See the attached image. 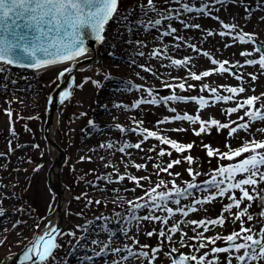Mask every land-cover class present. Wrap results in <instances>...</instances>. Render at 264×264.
Listing matches in <instances>:
<instances>
[{
	"label": "rangeland",
	"instance_id": "obj_1",
	"mask_svg": "<svg viewBox=\"0 0 264 264\" xmlns=\"http://www.w3.org/2000/svg\"><path fill=\"white\" fill-rule=\"evenodd\" d=\"M183 3H189L191 6H197L201 0H182ZM203 3H209L210 0H202ZM261 0H246L244 7H239L234 3V0H226L223 6L213 4L211 8L210 18L201 17L195 14L181 13L180 19H175L176 12H171L173 21L162 22V26L158 29H139L140 24L131 31L125 24L110 23L105 33L106 42L98 48V58L100 61L94 68H88L86 71L78 70L74 73L73 86L70 91L73 93L72 97L60 105L57 110V130L56 139L59 147L65 154V165L61 174L62 182L68 187L70 192L69 204L65 213V223L62 228L64 232L76 231L77 225H83L88 220H95L96 217L103 213L105 216L111 217L114 212H123L127 208L124 201L117 200L116 194L113 189L119 188L120 196L126 200H133L142 195L145 191L154 187L160 180H164L168 187L159 189L158 191H167L171 189V183L175 182L177 187H186L187 183H197L201 188L207 189V181L213 178V175L218 172L219 167L228 166L233 163H238L249 154H242L241 157L235 158L233 161L220 160L219 155L208 157L206 149L203 145L210 146L214 151L227 152L229 149L226 145H230L232 150L242 146V140L236 138H227V130L217 132L213 130L210 135H202L196 137L193 134L194 128L198 130V125L191 126L187 122H173L166 125H158L157 121L163 119L165 113L168 112V107H175L176 113H169L172 115L200 114L201 118L205 121L215 118L220 122H229L238 120L239 116L243 115V110L237 114H232L230 117L223 114L226 107L235 106L234 101L225 104L223 101L212 103L214 97L207 91L201 92L200 88L203 84H209L210 87H217L218 94L230 95L223 91L221 86H245L246 92L240 94L237 98H247L252 95L261 96L264 94V74L261 73L258 66H246V58L239 55L241 50L252 51L253 57L258 58V53L254 51L257 44L264 42V9L256 8ZM146 3V0H120L119 10L121 12L140 11V5ZM154 3L160 8L161 12L165 9H178L180 5L175 3V0H154ZM254 7V13L245 18V8L249 6ZM153 19L160 18L154 13L150 14ZM140 18L143 16L139 14ZM214 16H219V22L214 23ZM143 20L145 24L149 21V16ZM139 18V19H140ZM209 19V20H207ZM181 20H187L189 23H201L200 29H184ZM133 22L138 21L135 16L132 18ZM235 23L242 31L253 34L255 40L251 45H239L238 41H233L231 37H226L227 43L231 47H225V43L218 35L207 37L208 30L218 33L220 22ZM168 24L178 29V34L186 38V42L198 46L202 51H209L213 58L223 61L229 60L231 63L239 62L243 67L237 66L234 70L235 75L228 73L219 74L215 71V75L203 78L202 81H192L189 77L192 72L200 74L204 70H211L208 65V60L203 59V65L200 71L195 68L184 66L182 68H173L171 64L166 65L165 70L159 67V59L152 58L149 54L153 50L164 48L162 40L155 38L158 32L165 30ZM119 33V35H116ZM138 34V35H137ZM155 36V38H154ZM175 40L174 37H170ZM131 41H141L143 46H138ZM151 42V43H150ZM176 42V41H175ZM138 51H143L144 56H139ZM167 54L173 55L174 52L169 50ZM249 57V58H253ZM140 65L152 68V74L149 78L142 79ZM227 67V65H226ZM155 73V74H153ZM111 74H116L118 78L116 81H110ZM139 74V75H138ZM58 72L36 74L26 70L7 69L5 72L0 73V153H9V142L15 151L0 158V210H3L7 215L0 217V241H6L0 246V264L7 259L21 253L26 246L34 239L37 228L42 220L49 212V205L52 206V194L48 184V170L53 157L48 142L45 140L44 132L47 123V103L48 97L56 90L57 85H60L61 79L56 80ZM240 76L242 79L238 81L235 76ZM251 75L258 77L256 82H251ZM91 78V80H98L100 87L94 86L91 82L86 84L83 89L76 86L79 85L84 78ZM109 77V79H106ZM175 77L184 79H173ZM154 78V79H153ZM15 81V83H12ZM161 81V82H159ZM154 82V84H153ZM178 84L181 82L194 85L190 90L180 92L179 89L164 88V83ZM145 84L148 89L151 88L153 92L159 97H165L171 94H179L181 96H203L211 101L209 106L200 110L194 102L166 104L163 106H150L142 105L140 108L132 109L130 106L137 100L146 98V93L136 84ZM160 84L161 86H158ZM135 85L136 87H132ZM115 86L120 89H115ZM144 86V85H142ZM141 89V90H137ZM106 98L108 105L99 106V100ZM22 101V102H21ZM262 102H258L256 107H260ZM116 105H125L127 108H119ZM5 110L13 112V120L15 121L13 127L17 135L13 137L10 132L8 117L5 115ZM86 113L81 117L80 113ZM22 117V118H21ZM30 117H38L37 119H30ZM92 120L95 127L90 128L88 121ZM142 120L143 123L137 127V122ZM245 120L247 118L245 117ZM119 124L126 131L121 133L116 129ZM233 127L235 125H232ZM184 127L186 131L171 132L168 129ZM255 127H264V123L255 124ZM137 129V133L142 130L156 131L162 137L175 140L183 145L192 143L194 147L183 154H178L172 150L168 145H159L156 152L146 153L144 151L132 148L131 155L127 153L121 154L117 149L123 143H136L138 142V135L134 134L131 130ZM104 131V135H102ZM240 137H245L243 131L239 132ZM257 140H264V134L256 133L254 137ZM113 144L114 148L108 150L107 148H100L99 145ZM39 145V149H34L31 145ZM158 145L154 138H150L147 142L142 144V148L147 149ZM164 148L166 152L171 151V157L165 156L158 158L157 153L160 148ZM87 149V150H86ZM264 151V150H262ZM191 155L194 160L191 167L195 172L200 175L196 176L195 181L188 175L187 162L181 165H175L170 171L173 173H180V176H169L167 173L156 174V169L153 164L161 163L166 166L170 160L180 158L181 155ZM151 155L152 160H147V156ZM81 156H90L91 161H80ZM103 157L107 161L108 167L101 166L98 161ZM31 160V163L27 161ZM134 164H145L146 167L137 170L133 167ZM36 165H43L39 172H35ZM111 175L112 180L115 181L118 175H124L126 179L117 185L115 182L111 184L103 183L97 177H106ZM135 176L137 178L148 176L147 181L141 180L143 187H136L135 183L127 178ZM220 179L219 176L216 177ZM238 174L236 179H239ZM92 185L99 186L98 190ZM128 191H124V188ZM135 189V191H132ZM196 197H203L208 195V191L201 192L199 190H192ZM83 193H87L88 198L92 200H100V205H92L85 207L86 201L81 197ZM129 194V197L127 196ZM239 197L240 193L237 190L232 193ZM192 198L182 201L183 206L191 203ZM230 203L227 196L224 198L217 197L216 201L204 205L207 209L204 211L198 207V211L191 213L188 217L177 214L172 220L169 221V226L176 222H183L185 220H200V219H215L221 215L224 205ZM174 209L175 205H169ZM244 205H242L243 207ZM20 209L25 211L21 212ZM83 209V215L78 216ZM260 210L258 205H254L250 211L255 216ZM235 212L236 210L233 209ZM158 215L164 216L165 213L159 212ZM229 216L228 213H224ZM16 220H21L22 223L13 228L12 224ZM102 221H96V228L99 229ZM144 227L137 228L135 225L131 226V231L139 233V244H149L152 247L160 246L162 251L158 254L155 264H169L168 257L164 256V252L170 251L171 248H178L180 252L185 254H192L190 247H181L179 241L183 234L186 237H193L196 232L193 231L195 226L181 224V231L174 235L171 242H160L156 236L151 238L144 235L145 231H158L161 227L159 224L143 222ZM264 223V222H262ZM122 225L112 223L107 225L110 231L119 233ZM245 226H248L247 224ZM253 226L257 229L261 224L253 222ZM211 231L205 233V236L212 237L215 235H228L235 230H239L240 222L235 224L231 223V217L226 221L223 227L210 226ZM198 231H203V228ZM83 233L77 232V235ZM103 242H109L105 239L104 235L95 237ZM126 241L124 237L118 236L116 245L121 246ZM58 243L62 247L55 252L56 257L63 258L62 264H111L112 260H118L119 256H114L110 250H105L101 253L102 244L91 245L85 244L82 247H75V240L71 237H62L58 239ZM187 245H196L198 241L184 239ZM215 246H226L224 241H217ZM211 246H209L210 249ZM203 249L197 255L208 251ZM98 253H100L98 255ZM226 255V254H221ZM55 264H61L57 260ZM133 264H146V261H133ZM260 264V262H256Z\"/></svg>",
	"mask_w": 264,
	"mask_h": 264
},
{
	"label": "snow or ice",
	"instance_id": "obj_2",
	"mask_svg": "<svg viewBox=\"0 0 264 264\" xmlns=\"http://www.w3.org/2000/svg\"><path fill=\"white\" fill-rule=\"evenodd\" d=\"M226 0H210L209 3H201L197 6H191L189 3H183L182 0H175L177 5H180L178 9H165L161 12L160 8L154 3V0H146V3L140 5V13L143 16H149V21L145 24L143 19L136 22L132 21V18L136 15L133 12H121L119 10L120 0H0V73L7 70L8 66L19 67L21 69H33L41 70L46 68H52L53 71L58 72L56 80L66 78V73H72L73 68L68 66L70 63H79L81 58H88L89 49L86 47V40H93L97 44H103L106 42L105 33L107 26L112 23L125 24L128 26V30L136 26V23L144 26L146 30L158 29L162 26V22L173 21L174 17L171 12H176L175 19H180L181 13L195 14L201 17H208L211 15V8L213 4L223 6ZM234 3L239 7H244L246 0H234ZM256 8L264 9V0H261ZM155 14L160 18L153 19L150 14ZM254 13V7L249 6L245 8V18L251 16ZM213 19L219 20V16H214ZM264 20V17H260ZM182 27L184 29H200L201 25L198 23H189L187 20H181ZM220 28L222 29L218 33H214L211 30L206 32L207 37H213L218 35L225 43V47H231L232 45L227 43L225 38L231 37L233 41H238L239 45L248 46L251 45L255 36L253 34L242 31V28L238 27L235 23L220 22ZM119 35V33H116ZM163 37H174L177 43L174 47L179 48L180 42H186V38L178 34V29L171 24H168L164 31L160 32L156 37L161 39ZM138 46H143L141 41H131ZM187 47L192 52H196L204 58L210 61V64L215 67V71L219 74L228 73L229 75H235L234 70L237 66L243 67V64L239 62L231 63L229 60H223L222 62L213 58V55L209 51L200 52L195 44L188 43ZM169 49L165 45L164 48L159 50H153L149 55L154 59H159L161 55L167 57ZM254 51L258 53V58L253 57L252 51L241 50L239 55L246 58L245 63L249 66H258L262 74H264V42L259 43ZM139 56H144L143 51H138ZM253 57V58H249ZM191 57L186 59H170V64L173 68H182L189 66ZM227 65V67H226ZM56 66H63L62 70ZM144 72H152L151 67L140 65ZM155 74V73H153ZM211 70H204L200 74L192 72L190 79L192 81H202L203 78L212 76ZM139 75V74H138ZM240 81V76H235ZM109 79V77H106ZM143 79V77H142ZM173 79H184L175 77ZM258 77L251 75V82H256ZM91 82L94 86L100 87V84L91 78H84V80L77 85L79 89ZM15 83V81H12ZM59 86V85H57ZM164 88L167 89H179L180 92L190 90L194 87L192 84L181 82L178 84L164 83ZM132 87H136L133 85ZM223 91L230 95L218 94L217 87H210L209 84H203L200 88L201 92L207 91L214 96L213 104L223 101L228 104L230 101L235 102V106L226 107L223 110L225 116L230 117L232 114H237L243 110V115L238 117L236 121L220 122L215 118H211L207 121L201 118L198 113L196 115L185 114L172 115L171 117H164L157 121L158 125H166L173 122H187L191 126L198 125V130L194 128L193 134L196 137L202 135H210L213 130L222 132L227 130V138H236L242 140V146L235 150H232L230 145H226L229 149L227 152L214 151L210 146L203 145L206 149V155L208 157H214L219 155L220 160L233 161L237 157H241L242 154H249L246 158L238 163L230 164L226 167L221 166L218 172L213 175L210 181H207V189L201 188L197 183H187L186 187H177L175 182L171 183V189L167 191H158L162 188H167L168 184L164 180H160L154 187L146 190L144 195L133 199L126 200L123 196H120L119 188L112 191L116 194V198L113 199V203L117 200L124 201L127 204V208L123 212H114L111 217L105 216L101 213L95 220H88L83 225H77L76 231L64 232L58 229L55 224L50 220L43 228V234L37 235L29 246H26L23 252V260L21 264L32 261L33 264H55L57 260L61 261L63 258L56 257L55 252L59 250L62 245L58 243V239L62 237H71L75 240V247H82L85 244L99 245L102 244L101 253L105 250H110L114 256H119L118 260H112L111 264H133V261H146V264H155L158 254L162 249L158 245L152 247L149 244H139V233L131 231V226L135 225L137 228L144 227L143 222L159 224L161 225L158 231H145L144 235L151 238L156 236L160 242H171L174 235L181 231V224L195 226L193 231L196 235L193 237H186L183 234L179 241L181 247H190L192 254H185L179 251L178 248H171L170 251L164 252L163 255L168 257L169 264H264V140H257L254 137L256 133L264 134V127H255V124L264 123V94L261 96L252 95L241 100L237 99L240 94L246 92L245 86H221ZM141 90V89H137ZM146 93V98L137 99L130 107L132 109L140 108L142 105L150 106H163L169 103H189L194 102L200 110L209 106V100L203 96H181L179 94H171L165 97L157 96L151 89H143ZM71 91H62L59 93V103L64 105L66 101L72 97ZM22 102V101H21ZM49 102H52V98L49 97ZM258 102H262L260 107H256ZM119 108H127L125 105H116ZM169 113L175 114L177 109L175 107H168ZM5 115L8 117V123L10 126V132L13 137L17 135L13 127L15 121L13 120V112L11 110H5ZM86 113L81 112L80 116H85ZM245 117L247 120H245ZM22 118V117H21ZM38 117H30V119H37ZM143 121L137 122V127L142 125ZM232 125H235L234 127ZM88 126L94 128V122L88 121ZM116 129L123 133L126 130L119 124L116 125ZM134 134L138 135V142L136 143H123L117 151L121 154L128 152L129 149L135 148L146 153L156 152L159 145H168L172 150H175L178 154L189 152L194 145L189 143L183 145L175 140L167 137H162L156 131L142 130L137 133V129L131 130ZM171 132H183L186 131L184 127L168 129ZM243 131L245 137H240L239 132ZM149 138H154L158 142V145L144 149L142 144L147 142ZM34 149H39V145H31ZM100 148H107L112 150L114 145L101 143ZM15 151L9 142V153H0V158ZM128 155H131L128 152ZM171 157L172 152H166L164 148H160L157 153L158 158L165 156ZM80 161H91L90 156H81ZM103 159V157L101 158ZM151 155L147 156V160H152ZM194 158L189 154L187 156L181 155L180 158L170 160L166 166H162L161 163L153 164V168L156 169V174L167 173L169 176H180V173H173L170 170L175 165H181L183 162H187L189 167L187 168L188 175L195 181L196 176L200 175L199 172H195L191 167ZM31 163V160L27 161ZM109 165H105L108 167ZM137 170L146 167L145 164H134ZM43 168V165H36L35 172H39ZM240 175L239 179H236L237 175ZM219 176L220 179L216 177ZM101 179L103 183L111 184L115 182L117 185L121 184L126 177L124 175H118L116 180L113 181L111 175L106 177H97ZM133 181L136 187H143L141 180L147 181L148 176L137 178L135 176L127 178ZM98 190L99 186L92 185ZM192 190H199L201 192L208 191V195L203 197H196ZM239 191L240 195L237 198L232 193ZM124 191H128L125 187ZM135 191V189H132ZM227 199L230 203L226 204L222 208L221 215L215 219H200V220H185L183 222L174 221L169 226V221L172 220L177 214L184 217H188L191 213L198 211V207L204 211V205L212 203L217 200V197ZM84 199L86 201L85 207L92 205H100V200H92L88 198L87 193H83L81 197L75 199ZM192 198L191 203L187 206L182 205V201ZM177 206L175 209L169 205ZM242 205H244L242 207ZM258 205L260 210L254 216L250 209ZM52 206L49 205V210ZM233 209L236 211L234 212ZM21 212L25 211L20 209ZM159 212L165 213L164 216L158 215ZM224 213H228L229 216H225ZM83 209L76 215L82 216ZM7 214L0 210V217ZM231 217V223L235 224L240 222L239 230H233L231 234L215 235L212 237L205 236V233L211 231L210 226L223 227L227 220ZM96 221H102L100 228H96ZM261 224L257 229L253 226V222ZM21 220H16L12 227L15 228L21 224ZM116 223L122 225L119 229V233L110 231L107 225ZM248 226H245V225ZM39 227V225H37ZM203 228V231H198ZM77 232L83 233L77 235ZM103 234L105 239L109 242H103L95 237ZM123 236L126 241L121 246L116 245V239L118 236ZM198 241L196 245H187L184 243V239ZM217 241H224L227 246H215ZM6 241H0L2 246ZM209 246L210 249H209ZM203 249H209L202 254L197 255ZM100 253H98L99 255ZM226 254V255H221Z\"/></svg>",
	"mask_w": 264,
	"mask_h": 264
},
{
	"label": "bare ground",
	"instance_id": "obj_3",
	"mask_svg": "<svg viewBox=\"0 0 264 264\" xmlns=\"http://www.w3.org/2000/svg\"><path fill=\"white\" fill-rule=\"evenodd\" d=\"M140 11H138L135 15V19L137 18V20L140 19H144L145 17H141L139 16ZM140 18V19H139ZM201 18V16H200ZM208 18H210V16H208ZM209 20V19H207ZM216 22H219V20L213 19ZM138 24V23H137ZM201 25V23H198ZM109 27V25L107 26ZM139 29H145L144 26L140 25ZM138 35V34H137ZM159 35V32H158ZM155 38V36H154ZM155 40H158L157 38H155ZM162 40V45L163 47L165 45L168 46L169 50H172L174 52L173 55L167 54V57H165L164 55H161L159 62L161 63L159 67L161 70H165L166 65L170 64V59H186L191 57L190 60V64L188 67L190 68H195V70L200 71L201 67L203 65L202 60L205 58L202 57L201 55H198L196 52H192L190 48L187 47L188 43H180V47L176 48L174 47V45L177 43L176 40H174L173 38L170 37H163L161 38ZM176 41V42H175ZM151 43V42H150ZM102 45V44H101ZM100 46L97 44L93 49H89V55L88 58H81L79 63H70L68 66L73 68V72L72 73H66V78H61V82L60 85L57 86L56 90L49 96L52 98V102H49V97H48V103H47V121L49 120V124L47 127V130L45 132V140L48 142V146L51 150V152L53 153V157L52 160L50 162L49 165V170H48V184H49V189L50 192L52 194V208L50 210V212L40 221L39 223V227L37 228V232L34 235L35 237L37 235H42L43 234V228L45 227V225L48 223V221L50 220L53 224H55V226L58 229L63 228L64 223H65V213L67 208H68V204H69V198H70V192L68 187L62 182L61 180V174H62V170L63 167L65 165V154L63 152V150H61V148L59 147L58 143H57V139H56V130H57V110L58 107L61 105L59 103V93L62 91H70V89L73 86V78L72 75H74V73L78 70H82V71H86L88 68H94L95 65L100 61V59L97 56V52H98V48ZM198 47V46H197ZM198 49L200 50V52H203L199 47ZM208 65L211 68V71L213 72L212 75H215V67L217 66H212L210 64V61H208ZM246 66H249L245 63ZM59 67L61 70L63 68V66H56ZM140 70V74L143 77V79L149 78L152 74V72H144L143 69L138 68ZM53 73L54 71L52 70V68H46V69H41V70H35L33 71V73L36 74H42V73ZM116 74H111L110 76V80L111 81H116V79H118L116 76ZM207 78V77H206ZM154 79V78H153ZM97 82H99L98 80H95ZM161 82V81H159ZM154 84V82H153ZM144 85V86H142ZM136 86L138 87H145V89H148V86L145 84H136ZM158 86H161L160 84H158ZM151 88H155L153 86H151L149 89ZM115 89L119 90L120 88L115 86ZM200 95L197 94V97H199ZM214 97V96H211ZM208 99V98H205ZM209 102L211 101L210 99H208ZM101 101V103H99V106H105L108 105L109 103H107L106 98H104L103 100H99ZM165 117H171V115L166 112ZM161 120V119H160ZM175 123V122H174ZM104 131H102V135ZM150 140V138H149ZM87 150V149H86ZM128 152H132V149H129ZM128 152H126L128 154ZM98 163L101 166H105L107 164V161L105 159H100L98 161ZM127 196L129 197V194H127ZM34 237V238H35ZM30 245V244H29ZM28 245V246H29ZM23 252L20 253V255H18L17 257H23ZM11 258H7L5 259L2 264H15L17 263L16 259H12ZM32 262V261H31Z\"/></svg>",
	"mask_w": 264,
	"mask_h": 264
},
{
	"label": "water",
	"instance_id": "obj_4",
	"mask_svg": "<svg viewBox=\"0 0 264 264\" xmlns=\"http://www.w3.org/2000/svg\"><path fill=\"white\" fill-rule=\"evenodd\" d=\"M97 45V43L96 42H94L93 40H91V39H89V40H86V47L88 48V49H93L95 46ZM258 45V44H257ZM256 45V46H257ZM7 69H12V68H10V67H7ZM17 70H20V69H17ZM28 70H33V69H28ZM35 71V70H34ZM49 123H47V125H48ZM46 132V131H45ZM13 259H16L17 260V263H15V264H21V261L23 260V257H17V256H15V257H13ZM33 262H30V261H28V262H25V264H32Z\"/></svg>",
	"mask_w": 264,
	"mask_h": 264
}]
</instances>
